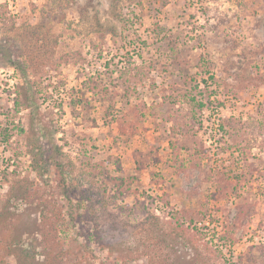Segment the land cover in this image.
I'll return each mask as SVG.
<instances>
[{
	"label": "rangeland",
	"instance_id": "374dc122",
	"mask_svg": "<svg viewBox=\"0 0 264 264\" xmlns=\"http://www.w3.org/2000/svg\"><path fill=\"white\" fill-rule=\"evenodd\" d=\"M76 263L264 264V0H0V264Z\"/></svg>",
	"mask_w": 264,
	"mask_h": 264
},
{
	"label": "trees",
	"instance_id": "16d2710c",
	"mask_svg": "<svg viewBox=\"0 0 264 264\" xmlns=\"http://www.w3.org/2000/svg\"><path fill=\"white\" fill-rule=\"evenodd\" d=\"M13 64V66L20 72V75H21V78L23 79V81H24V84H26V85H28V76H27V74H26V71H25V69L23 68V67H21V66H18V64H17V62H15L14 60H13V62H12ZM56 153H58V152H56ZM56 153H54L53 152V150H48L47 151V153H46V157L49 159V161L52 163V164H54L55 165V167H56V172H58V174L60 175V178H61V182H62V184L66 187V184H65V179H64V177L62 176V171H63V169H62V167L64 166L63 165V163L60 161V160H58V158L55 156V154ZM44 158V157H43ZM43 162H45L46 160H43V159H41ZM76 264H80V263H76Z\"/></svg>",
	"mask_w": 264,
	"mask_h": 264
}]
</instances>
